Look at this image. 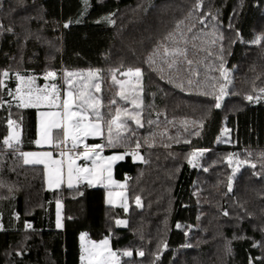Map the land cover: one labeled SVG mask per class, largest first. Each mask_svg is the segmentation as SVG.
Instances as JSON below:
<instances>
[{
    "label": "trees",
    "instance_id": "obj_1",
    "mask_svg": "<svg viewBox=\"0 0 264 264\" xmlns=\"http://www.w3.org/2000/svg\"><path fill=\"white\" fill-rule=\"evenodd\" d=\"M196 2L0 0V73L100 69L105 104L118 90L112 69L142 68L145 87L144 127L131 124L135 136L112 147L129 150L136 141L143 147L145 162L128 158L116 167L119 179L131 176L126 214L106 205L103 188L81 184L47 191L41 165H26L20 154L0 151L5 206L0 264H81L79 237L85 232L94 240L109 238L118 253L131 250L132 257H122L121 264H264V98L246 99L264 89V41L251 43L264 34V0H203L200 9ZM171 32H183L188 40L191 72L184 65L177 75L159 61L147 62ZM222 62L230 82L220 76ZM221 84L227 95L215 108L212 97L200 93L219 95ZM0 97L4 102L5 87L0 86ZM12 115L27 138H34L36 111L14 106L0 107V137L7 136ZM224 129L235 147L220 142ZM194 149H206L196 167L188 163ZM233 152L247 165L231 180L229 192L232 169L226 158ZM59 200L65 206L63 230L56 227ZM123 216L127 227H117Z\"/></svg>",
    "mask_w": 264,
    "mask_h": 264
},
{
    "label": "snow or ice",
    "instance_id": "obj_2",
    "mask_svg": "<svg viewBox=\"0 0 264 264\" xmlns=\"http://www.w3.org/2000/svg\"><path fill=\"white\" fill-rule=\"evenodd\" d=\"M196 9L203 7V0H197L194 5ZM211 16V13H207ZM109 19L110 18H106ZM215 19V17H213ZM114 23V21H110ZM180 23H183L182 21ZM177 24V29L180 27ZM200 23H204L201 19ZM65 27H68L65 24ZM12 31V29H7ZM188 32L192 31L189 27ZM193 40L198 37H193ZM264 41V34L257 35L251 43L261 44ZM215 43V41H213ZM184 46H181V45ZM188 40L184 39L183 32H171L164 38V40L157 46V49L148 57L150 65H156L159 61L161 65H166L168 69H175L177 75L183 70V66L187 65L191 72V66L194 61L188 57ZM195 48V43L192 44ZM211 55V53H209ZM223 61V57H220ZM159 71L163 72L164 67H159ZM220 76L224 81H229V72L225 69L223 62L219 68ZM100 69H89L87 73L65 71L61 77L63 83H57V72L55 70H47L43 79L46 82L43 87L36 84V78L33 76L25 77L16 73V87L15 90H8L7 94L17 101L16 106L20 108H40L42 105L54 106L57 111L40 112V128L38 138L35 144L39 146L50 145L61 149L59 152L60 159L53 158L51 151L40 152H20L23 157V162L26 165H43L47 174V183L49 188H59L64 182L65 175L67 176V186L73 187V180L87 181L89 185L93 184L94 180L103 183L107 180L110 184H115L117 187L125 188V184H119L112 179V168L117 161L123 160L125 155L131 154L135 159L138 152L114 154L108 157H102L101 153L105 147H116L129 139V136H135V130L131 128V124L137 127H144L143 119V99H142V77L144 75L143 69L140 67H128L125 70L112 69L110 70V77L112 84L117 87L114 97L108 101L107 104L103 102L102 80ZM117 73L125 79H118ZM199 76L198 72L191 73ZM4 79L9 78V72L3 71L0 73ZM163 78V77H161ZM193 83L192 79H188V84ZM0 86L5 87L4 80L0 79ZM182 88V85H179ZM215 87V85H213ZM261 95H248V101H259L264 98V89H260ZM201 95L210 96L215 101L214 107L220 108L221 101L226 92V84L220 85V93L204 92ZM119 101L124 104L120 105ZM11 103L10 101L8 102ZM130 105L131 107H128ZM3 106L2 97H0V107ZM107 108L106 112L102 109ZM148 124L154 123L152 120L147 121ZM9 134L2 140L3 145L8 149L19 152L16 147L21 143L20 134L16 131L17 122L9 118L7 120ZM57 130V136H53V130ZM227 131V130H226ZM62 134V138H59ZM198 135V133H197ZM102 137L105 143H96L89 145L84 141L87 137ZM70 145V147H69ZM82 147V151H76ZM136 149L141 147L139 141L135 142ZM66 149V150H64ZM204 150H195L190 156L188 163L193 167L197 165L194 160L203 155ZM91 161L92 167L80 166L77 160ZM142 160L143 157H140ZM247 163V161H244ZM231 163V160H229ZM255 168V164H251ZM207 169H205L206 171ZM235 172V170H234ZM105 173L107 175L105 176ZM232 178L229 177L228 191H232ZM122 199H126L123 192L118 193ZM112 193L109 192L108 203L115 206V201L111 198ZM136 205L141 206V199L139 196L135 198ZM121 206L127 211V204ZM225 216L228 212L223 213ZM116 225H126V221L117 219ZM57 228H62L60 214V202L57 201ZM31 227V225H27ZM180 227V225H177ZM81 241V264H121L120 256L132 257L131 250H125L122 253L114 251L110 247V241L105 238L99 242L88 239V233H81L79 237ZM257 246V245H254ZM185 247H192V245H185ZM230 251V250H229ZM19 254V253H18ZM138 255L143 257L144 252L138 251ZM249 264H252L250 260Z\"/></svg>",
    "mask_w": 264,
    "mask_h": 264
},
{
    "label": "crops",
    "instance_id": "obj_3",
    "mask_svg": "<svg viewBox=\"0 0 264 264\" xmlns=\"http://www.w3.org/2000/svg\"><path fill=\"white\" fill-rule=\"evenodd\" d=\"M88 70H80V71H72V72H84V73H87ZM16 73H19L20 75L22 76H25V77H29V76H33L36 78V84L43 87L45 83H50L51 81L49 82H46L44 81L43 79V75H35V74H32V73H21V72H16ZM63 73V72H62ZM13 75V74H12ZM16 75V74H14ZM57 83H60L62 84L63 81L61 80V76L57 75ZM16 84H17V81H16V76L15 77H12L11 81H10V90L14 91L15 90V87H16ZM16 103L17 101L15 100L14 102V106H16ZM17 108H20V107H17ZM20 109H23V110H26V109H34L36 111V128H35V136L34 138L30 139V138H27V136L25 135L24 133V130H23V125L22 123H18L19 126L17 128V131L19 132L20 134V140H21V144H23L24 146H30L28 149H25L24 152H40V151H51L53 153V158L55 159H60L61 157L60 156H57L54 152H53V149L55 147L53 146H50V145H44V146H39V145H36L35 144V140L38 138V135H39V128H40V112H47V111H57V109L54 107V106H47V105H42L40 108H20ZM53 136L56 137L57 136V130H53ZM59 138H62V134L60 135ZM85 143H88L89 145L91 144H96V143H105L104 141V138L102 137H92V136H89L87 137V139L84 141ZM82 145L81 147L79 148L80 151H82ZM130 153L129 150L127 149H123V150H118V149H113V148H110V147H105L101 153V156L102 157H108V156H112L114 154H123V153ZM140 155V154H139ZM137 155L136 158L134 159L133 156L131 154L129 155H125V158L123 160H120V161H117L113 168H112V179L116 182H118L119 184H125V188H120V187H117L115 184H110L108 183L107 180H104L103 183H101L100 181H97V180H94L93 181V184L92 185H89L87 183V181H76V180H73V187L69 188L67 186V176L65 175V179H64V182L60 185L59 188H49L48 186V183H47V174L45 172V169L43 167V165H41L44 169V172H45V180H46V188H47V191L49 192H53L55 190H59L63 187L65 188H68V189H72V188H76L78 187L79 185L81 184H85L91 188H103L104 191H105V203L107 206L109 207H113V208H118V209H122L124 211V213L126 214L129 210V207H130V202H129V195H128V190H127V183L130 179V174L126 173L124 174L123 176V179H119L116 175V167L119 163L121 162H125L128 160V158H131L134 162H141V159H139V156ZM77 162V161H76ZM78 165L80 166H87V167H92V162L91 161H84V160H80L77 162ZM107 175V173H105V176ZM109 192L112 193V199L115 201V206L113 205H110L108 203V200H109ZM123 192L125 194V197L126 199H122L119 195H117L118 193H121ZM126 203L127 204V211H125V208L123 206H121L122 204ZM63 205L64 206V203H60V206ZM2 208H5L4 204H0V231L3 230V223H2V218H3V214H4V211L1 210ZM56 216H57V203H56ZM120 220H124L126 221V225H117V227H120V228H126L127 225H128V219L123 216L121 218H119ZM57 227V226H56ZM58 229H64V222H63V227L62 228H58ZM88 239L91 240V241H94V239H92L91 237L88 236Z\"/></svg>",
    "mask_w": 264,
    "mask_h": 264
},
{
    "label": "rangeland",
    "instance_id": "obj_4",
    "mask_svg": "<svg viewBox=\"0 0 264 264\" xmlns=\"http://www.w3.org/2000/svg\"><path fill=\"white\" fill-rule=\"evenodd\" d=\"M9 72V71H8ZM13 73H10L9 72V78L8 79H4L3 78V76H2V79L4 80V85H6V99L4 100V102H3V108H7L8 110L11 108V107H13L14 106V102H15V99H13V97H11V96H9L8 94H7V91L10 89V81H11V79H12V77H15L16 75H14V74H16V73H14L13 75H12ZM58 74V76L60 75L61 77L63 76V74L64 73H61V74H59V73H57ZM118 79H125L124 77H119ZM62 80V79H61ZM141 85H142V89H143V92H142V99H143V105H144V79H143V77H142V81H141ZM99 95V94H98ZM226 96V95H225ZM225 96L223 97V99L225 98ZM223 99H222V101H223ZM11 102L10 104L8 103V102ZM222 101H221V103H222ZM15 107V106H14ZM131 107V106H130ZM17 114V113H16ZM17 116H15V115H12V116H9V118H11L12 120H14V121H16L17 122V127H16V131H17V128H18V126H19V124L18 123H20V120L18 119V117L16 118ZM227 130V131H226ZM9 131H10V129H9ZM8 134H9V132H8ZM7 134V135H8ZM220 142L222 143V144H226L227 146H231V147H235L236 146V142L234 141V140H232L231 139V134H230V130H228V129H224L223 130V133H222V138L220 139ZM195 150H198V149H194V151ZM199 150H204L203 151V153L206 151V149H199ZM139 156H141V157H143V153H141ZM203 156V155H202ZM202 156H199V157H197L195 160H194V163L198 166L199 165V160H200V158L202 157ZM139 159H140V157H139ZM229 160H231V163H229ZM226 161L228 162V164L230 165V168L232 169V180L234 179V177L236 176V175H238L240 172H241V170L243 169V167L244 166H246L247 165V163H245L244 161L245 160H243V159H241L235 152H233L232 154H230V156L229 157H227L226 158ZM141 162H145V160H144V157H143V159L141 160ZM234 170H235V172H234ZM59 202L60 203H63V201L62 200H59ZM64 212H65V206H63V205H61L60 206V214H61V222H62V224H63V222H64V218H65V215H64ZM109 239V238H108ZM103 240V239H102ZM94 241H96V242H99V241H101V240H94ZM109 241H110V239H109ZM110 247H111V242H110ZM112 248V247H111ZM113 249V248H112ZM115 251V250H114ZM122 257H124V256H120V262H122L121 261V259H122Z\"/></svg>",
    "mask_w": 264,
    "mask_h": 264
},
{
    "label": "built area",
    "instance_id": "obj_5",
    "mask_svg": "<svg viewBox=\"0 0 264 264\" xmlns=\"http://www.w3.org/2000/svg\"><path fill=\"white\" fill-rule=\"evenodd\" d=\"M2 140H3V138L0 137V151H2V150H5V151H13L11 149H8L7 146L3 145ZM16 147L19 149V152L13 151L15 153V155H19L20 152H24L25 151V149H24V147H23V145L21 143L19 145H17ZM69 147H70V145H69ZM64 150H66V149H64ZM60 151H61V149H58V148H54L53 149V152L57 156H59V152ZM76 151H80V149H76ZM133 151L138 152V155H139V154L142 153L143 147L141 146L139 149H136V147H134L132 149H129V152L130 153H132ZM80 160L81 159H78L77 162L80 161Z\"/></svg>",
    "mask_w": 264,
    "mask_h": 264
}]
</instances>
